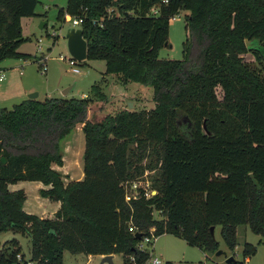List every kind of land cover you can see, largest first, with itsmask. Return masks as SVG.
<instances>
[{"label":"trees","instance_id":"16d2710c","mask_svg":"<svg viewBox=\"0 0 264 264\" xmlns=\"http://www.w3.org/2000/svg\"><path fill=\"white\" fill-rule=\"evenodd\" d=\"M38 2L0 0V62L30 57L18 50L21 18L35 15ZM180 11L183 58L160 59L168 20ZM64 12L83 18L86 59L104 60L124 87H149L153 105L108 111L109 96L94 84L86 97L0 107V231L30 239L29 259L13 239L0 264H20L17 255L21 264H63L65 250L143 264L152 243L139 249L135 233L151 228L204 252L218 250L211 226L220 225L229 250L240 225L264 239V79L242 57L264 61V0H66ZM77 124L83 176L65 182L52 164L62 166L58 140ZM146 170L155 193L125 201L124 183ZM18 181L41 182L39 195L59 208L52 216L26 212L24 191L8 188ZM255 252L243 244V259Z\"/></svg>","mask_w":264,"mask_h":264},{"label":"rangeland","instance_id":"374dc122","mask_svg":"<svg viewBox=\"0 0 264 264\" xmlns=\"http://www.w3.org/2000/svg\"><path fill=\"white\" fill-rule=\"evenodd\" d=\"M66 0H39L35 15L21 18V34L25 40L18 50L29 54L30 57H9L0 62V73L4 78L0 81V107L10 109L12 105L26 99L30 93L36 92L37 99L46 97L80 98L83 94L89 95L90 88L99 84L109 96V103L105 109L114 111L116 108L133 103L132 109H140L153 105L151 89L132 83L123 86L116 82L113 75L105 73L106 65L102 59H85L76 61L73 73L64 57L70 54L67 48L66 33L73 24V16L64 12ZM184 11H180L174 20H168L167 45L158 50L160 59H182L183 42L186 37ZM44 22L42 28L40 24ZM77 28V27H76ZM251 68L255 69L264 79V61H257L249 53L242 55ZM64 58V59H63ZM43 63L46 64L45 71ZM22 72V73H21ZM29 88L27 91L25 89ZM72 88L63 95V91ZM85 139L82 124L75 125L72 130L58 140V152L62 156V166L52 164L64 176L65 182L75 180L82 174V157ZM145 163V162H143ZM153 171L146 170L139 180L148 181ZM79 180V179H78ZM25 190L28 189L25 188ZM156 218H160L155 213ZM220 225L214 229V237L218 242V249L226 252V256H233L242 264H264V239L253 233L248 225L236 228L237 244L229 250L221 235ZM15 239L19 253L25 259L30 258V239L28 235L16 233L12 230L0 231V249L11 248L10 241ZM247 242L256 247V252L245 259L242 257L243 244ZM149 259L143 264H151L153 258H158L160 264L171 262L173 264H227L224 255H215V252H204L196 246L187 244L181 237L164 233L152 240ZM101 255L90 258L81 253L63 252V264H108L101 263ZM112 264H124L122 254L112 255Z\"/></svg>","mask_w":264,"mask_h":264},{"label":"built area","instance_id":"2783aa9c","mask_svg":"<svg viewBox=\"0 0 264 264\" xmlns=\"http://www.w3.org/2000/svg\"><path fill=\"white\" fill-rule=\"evenodd\" d=\"M163 2H167V0H163ZM113 9L112 8H108L107 9V14L111 15L113 13ZM157 12V8L156 7H153L151 9V13H156ZM114 15H117V13L114 12ZM178 16L179 13H176L175 15H173L170 19L171 20H174L176 17L175 16ZM82 17L81 16H73V28H80V24L82 23ZM66 62L69 63V65L71 66L70 69L73 73H78L79 70L77 68L74 67V65L76 64V60L71 57L70 55L66 58ZM63 58V59H64ZM46 69V64L43 63V70L45 71ZM4 78V75L2 73H0V81ZM81 97H86L85 94H83ZM124 189H125V201H129L131 198H135V197H138L140 191L143 193V195L145 197H149L151 196L152 194L155 193V190H153L151 188V185L148 181H141L138 179H135L133 181H126L124 183ZM130 231H134L133 230V227H130L129 228ZM142 241L138 244V248L143 250L144 247L150 243H152V240H154V235H153V228H151L149 230V235H146L144 237H142ZM17 261L21 264L22 263V258L20 255H17ZM160 260L158 258H153L152 261H151V264H160ZM27 264H34L33 262H30L28 261Z\"/></svg>","mask_w":264,"mask_h":264},{"label":"water","instance_id":"95a60500","mask_svg":"<svg viewBox=\"0 0 264 264\" xmlns=\"http://www.w3.org/2000/svg\"><path fill=\"white\" fill-rule=\"evenodd\" d=\"M45 23L42 22L40 24V28L43 27ZM66 38H67V48H68V52L70 54L71 57H73L76 61H82L86 59L87 56V43L86 40L83 38L82 36V30L81 28H70L68 30V32L66 33ZM164 45H167V42H165ZM72 88H68L66 90L63 91V95H66L67 93H69V91H71ZM37 93L33 92L30 93L27 98L29 99H36L37 98ZM128 108L131 109L133 107V103L132 102H128L127 104ZM2 162H5V159L2 158ZM210 235L213 239H215L214 237V226L210 227ZM135 236L140 239L141 238V233L140 232H136ZM215 255H224L225 258V262L227 264H230L233 261V257L232 256H226V252L218 249L215 252ZM101 263H108V264H112V254H108V255H103L102 259H101Z\"/></svg>","mask_w":264,"mask_h":264},{"label":"crops","instance_id":"0c3cea01","mask_svg":"<svg viewBox=\"0 0 264 264\" xmlns=\"http://www.w3.org/2000/svg\"><path fill=\"white\" fill-rule=\"evenodd\" d=\"M28 89L29 88L25 89L24 91H27ZM82 176L83 173L75 180L81 179ZM44 187L45 186L39 181H18L14 184H9L8 186L10 190L22 189L24 191L26 198L23 203V209L26 212L33 213L41 217L52 216L59 208L60 204L57 201H52L39 195V189ZM25 188L28 189V192L25 190ZM91 256L93 255H88L87 257L90 258Z\"/></svg>","mask_w":264,"mask_h":264}]
</instances>
